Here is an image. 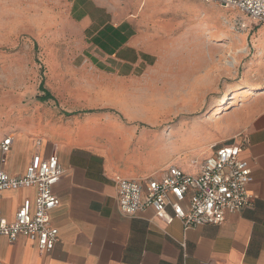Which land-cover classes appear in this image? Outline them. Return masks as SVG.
Wrapping results in <instances>:
<instances>
[{
	"label": "crops",
	"instance_id": "0c3cea01",
	"mask_svg": "<svg viewBox=\"0 0 264 264\" xmlns=\"http://www.w3.org/2000/svg\"><path fill=\"white\" fill-rule=\"evenodd\" d=\"M178 1L69 0L73 21L81 30L90 32L97 54L110 59L98 62V76L125 86L135 70H150L153 53L148 39L172 37L183 25L179 14L165 10ZM159 44L156 42V50L163 52ZM178 44V39L172 40V52ZM179 64L172 61L170 68H179ZM164 65L163 61L157 62L159 68ZM115 85L106 90L109 93L101 89L95 97L84 96L83 115L76 116L74 112L71 119L61 118L59 125L47 119L50 112L38 123L29 118L18 126L14 120L5 124L0 115V143L12 138L9 153L0 161L1 172L21 176L35 156L44 160L53 154L62 169L52 188L59 199V206L50 213L51 224L58 230L54 249L41 254L35 242L27 238L9 241L3 237L0 264H264V87L247 94L226 112L200 120L180 116L177 111L166 114L163 109L151 115H133L120 103L126 100L125 88L116 91ZM81 128L116 130L104 129L100 133H110L108 137H89ZM136 128L201 130L194 132L193 146L187 151H205L202 158L210 156L214 146L246 141L241 157L248 161L252 177L246 187L250 195L247 206L227 213L219 225L188 230L177 219L166 223L151 208L133 217L122 215L114 181L157 178L169 166L164 165L148 177L136 175L125 166L123 153H118L111 142L137 139L142 131ZM199 166L193 174L198 173ZM34 197L32 188L2 191L0 215L14 220L22 202ZM167 213L171 214L170 209Z\"/></svg>",
	"mask_w": 264,
	"mask_h": 264
},
{
	"label": "rangeland",
	"instance_id": "374dc122",
	"mask_svg": "<svg viewBox=\"0 0 264 264\" xmlns=\"http://www.w3.org/2000/svg\"><path fill=\"white\" fill-rule=\"evenodd\" d=\"M165 10L179 14L182 27L172 37L148 39L152 68L135 70L133 79L123 86L98 76V62L110 59L97 54L90 32L73 21L69 0H0V100L5 109L0 115L5 124L14 120L18 126L29 118L38 123L50 112L47 119L59 125L61 118L71 119L74 112L83 115L84 96L95 97L101 89L109 93L106 90L113 85L116 91L125 88L126 100L120 103L133 115H151L163 109L166 114L177 111L180 116L204 120L215 117L224 95L228 105L220 114L231 107L234 94L238 104L264 87L263 26H255L238 10L195 0H180ZM177 39L174 48L178 51L172 52L171 42ZM158 41L163 52L156 50ZM158 61L164 62V68L157 67ZM172 61H178L179 68H170ZM41 81L52 100L40 101L44 96L39 89ZM246 88L247 93H242ZM104 129L115 128L80 131L92 137ZM193 129L136 128L142 131L137 139L120 138L111 144L123 153L125 166L136 175L148 177L170 164L195 175L192 171L207 157L202 158L205 151H187L193 146L194 132H202ZM146 140L150 142L147 147L137 146Z\"/></svg>",
	"mask_w": 264,
	"mask_h": 264
},
{
	"label": "built area",
	"instance_id": "2783aa9c",
	"mask_svg": "<svg viewBox=\"0 0 264 264\" xmlns=\"http://www.w3.org/2000/svg\"><path fill=\"white\" fill-rule=\"evenodd\" d=\"M235 9L255 26L264 27V0H195ZM12 145L7 137L0 143V161ZM246 141L214 146L213 153L199 166L195 175L168 166L159 177L144 180L117 178L116 202L119 212L133 217L151 208L155 215L169 223L181 222L184 230L204 225H219L227 213L239 212L247 206L250 195L246 191L251 182L248 161L241 157ZM62 174L56 155L47 159L35 156L23 175L12 177L0 171V193L7 190H35L33 200L26 199L8 221L0 215V238L14 241L18 237L35 242L39 253L51 252L58 242V230L52 226L50 213L59 206L52 188ZM170 209L171 214L167 213Z\"/></svg>",
	"mask_w": 264,
	"mask_h": 264
},
{
	"label": "bare ground",
	"instance_id": "6f19581e",
	"mask_svg": "<svg viewBox=\"0 0 264 264\" xmlns=\"http://www.w3.org/2000/svg\"><path fill=\"white\" fill-rule=\"evenodd\" d=\"M242 93H247V88L242 92ZM237 96L234 94V97L232 98V100H233V102L231 103V106H233V105H236L237 104ZM228 105V99H227V96L226 95H224L221 99H220V104H219V106L217 107V109L214 111V114H213V116H217V115H219L220 114V112L222 111V110H225V107ZM212 116V115H211ZM191 130V129H190ZM171 132V131H170ZM187 132V131H186ZM193 133V132H192ZM168 134V133H167ZM174 134V133H173ZM169 135V134H168ZM170 136H171V134H170ZM144 140H145V136H144ZM152 140H153V138H152ZM166 140V139H165ZM133 141V140H132ZM134 141H136V140H134ZM147 141L148 140H146V141H143V142H139L138 143V145L137 146H139V147H141V148H144V147H147L148 146V144L150 143H147ZM174 141V140H173ZM168 142H169V140H168ZM134 144V143H133ZM169 144V143H168ZM150 145H153V144H150ZM129 147V146H128ZM127 147V148H128ZM141 148H140V150H141ZM157 148V147H156ZM133 149V148H132ZM160 149H163V148H160ZM167 149V148H166ZM153 150H155L154 148H153ZM165 150V149H164ZM159 151V150H158ZM161 151V150H160ZM133 152V151H132ZM131 152V153H132ZM149 153V152H148ZM138 155H139V153H138ZM145 155V154H144ZM141 157V156H140ZM143 158V157H142ZM146 158H147V156H146ZM152 158V157H151ZM146 160V159H145ZM146 162V161H145ZM146 165V164H145Z\"/></svg>",
	"mask_w": 264,
	"mask_h": 264
},
{
	"label": "trees",
	"instance_id": "16d2710c",
	"mask_svg": "<svg viewBox=\"0 0 264 264\" xmlns=\"http://www.w3.org/2000/svg\"><path fill=\"white\" fill-rule=\"evenodd\" d=\"M39 89L44 93V96L40 98V101L44 102L46 100H52L53 99L52 96L43 89V82L42 81L39 84Z\"/></svg>",
	"mask_w": 264,
	"mask_h": 264
}]
</instances>
